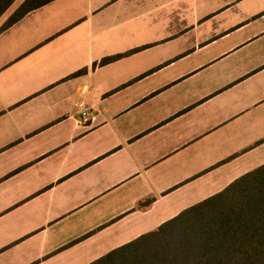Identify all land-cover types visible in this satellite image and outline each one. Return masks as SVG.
<instances>
[{
    "label": "crops",
    "instance_id": "1",
    "mask_svg": "<svg viewBox=\"0 0 264 264\" xmlns=\"http://www.w3.org/2000/svg\"><path fill=\"white\" fill-rule=\"evenodd\" d=\"M263 164L264 0H54L0 32V264L121 263Z\"/></svg>",
    "mask_w": 264,
    "mask_h": 264
},
{
    "label": "trees",
    "instance_id": "2",
    "mask_svg": "<svg viewBox=\"0 0 264 264\" xmlns=\"http://www.w3.org/2000/svg\"><path fill=\"white\" fill-rule=\"evenodd\" d=\"M16 1L0 0V17ZM52 1L25 0L0 32ZM115 255L118 264H264V164L102 261Z\"/></svg>",
    "mask_w": 264,
    "mask_h": 264
}]
</instances>
